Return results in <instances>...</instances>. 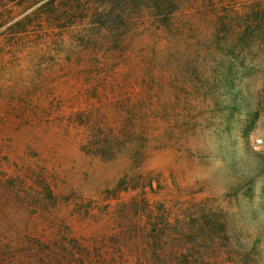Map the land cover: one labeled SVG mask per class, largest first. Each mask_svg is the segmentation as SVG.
Returning a JSON list of instances; mask_svg holds the SVG:
<instances>
[{
	"label": "rangeland",
	"instance_id": "rangeland-1",
	"mask_svg": "<svg viewBox=\"0 0 264 264\" xmlns=\"http://www.w3.org/2000/svg\"><path fill=\"white\" fill-rule=\"evenodd\" d=\"M36 1L0 0L5 179L47 169L60 218L85 234L134 201L203 213L184 222L196 244L229 239L264 264V26L243 23L264 0H184L171 26L144 5L119 21L124 0H99L101 17L10 34Z\"/></svg>",
	"mask_w": 264,
	"mask_h": 264
},
{
	"label": "trees",
	"instance_id": "trees-1",
	"mask_svg": "<svg viewBox=\"0 0 264 264\" xmlns=\"http://www.w3.org/2000/svg\"><path fill=\"white\" fill-rule=\"evenodd\" d=\"M3 1L23 4L26 0ZM98 1L37 0L33 13L18 19L10 27V34L25 33L34 23L62 27L89 17L91 12L101 17L97 14ZM141 1L124 0L118 4L119 21L129 6L144 5L155 9L161 21L171 26V16L184 0ZM166 7L168 13L164 11ZM250 20L251 26H264V8L243 23ZM251 35L237 32L236 38L243 41ZM5 177L0 173V264H258L256 255L233 251L229 239L225 243L216 238L208 245L196 244L200 229L185 227L184 222L202 219L203 213L187 214L182 221L174 217L167 204L154 207L145 201H134L115 212L107 211L109 222L102 220L106 213L102 211V217L97 218L102 224L100 230L85 234L84 228L80 229L84 226L72 221L74 215L60 218L57 208L63 195L56 189L61 179L47 169L25 164L17 176ZM88 209L91 211V207ZM79 210L89 218L93 216L84 208Z\"/></svg>",
	"mask_w": 264,
	"mask_h": 264
}]
</instances>
